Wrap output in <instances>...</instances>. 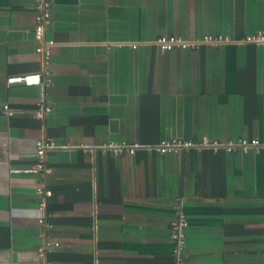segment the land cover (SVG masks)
I'll list each match as a JSON object with an SVG mask.
<instances>
[{"label": "crops", "instance_id": "0c3cea01", "mask_svg": "<svg viewBox=\"0 0 264 264\" xmlns=\"http://www.w3.org/2000/svg\"><path fill=\"white\" fill-rule=\"evenodd\" d=\"M51 1L47 66L36 1L0 0V108L17 110L0 111V264H40L48 241L59 246L46 264H173L180 212L186 264H264V152L151 148L175 137L264 141V47L153 43L264 33V0ZM28 74L42 84H8ZM45 138L49 172L13 174L35 164ZM110 143L146 147L117 155L101 149ZM39 187L53 192L47 212Z\"/></svg>", "mask_w": 264, "mask_h": 264}, {"label": "built area", "instance_id": "2783aa9c", "mask_svg": "<svg viewBox=\"0 0 264 264\" xmlns=\"http://www.w3.org/2000/svg\"><path fill=\"white\" fill-rule=\"evenodd\" d=\"M36 1V17H35V39L38 41L37 52L42 54L47 66L50 64L52 58V48L55 45L53 40L46 39V30L52 23L53 19V3L51 0H35ZM160 51L172 52L175 50H200L204 47L208 48H220L228 44H256L264 47V33H257L246 36L241 40H234L225 35H212L206 34L202 38L198 39H185L181 36L166 35L160 36L153 42ZM134 48H137L136 46ZM8 84H24L26 86H39L42 84V77L40 74H28L23 76H15L8 79ZM41 106V105H40ZM0 111L4 112L8 117H14L17 110L12 108L9 104H4ZM50 112V108H44L41 106L37 113L39 118H43L45 114ZM144 145H125L110 143L103 145L101 149L112 150L117 155L130 154L133 155L138 149L145 148ZM55 148V143L49 139H41L36 143V162L33 166L28 168H13L11 172L13 174L34 175L44 172H49L47 168V156L48 152ZM158 153L162 155H179L185 151H202L209 150L213 153L225 152L229 154H243L261 153L264 152V141L258 138H241L239 140L221 141L219 139H212L204 137L200 141L188 140L180 137L163 139L155 146H151ZM91 152H93L91 150ZM38 194L42 197L40 202V208L42 211L48 209V199L53 196V192L39 187L37 189ZM40 223L47 227H52L48 224L45 218L40 219ZM188 218L180 212L172 223L171 226V239L174 244V262L173 264H186L185 250L187 246V232ZM58 247L59 243L47 242L44 246L38 248V256L40 258V264H46V255L49 250L54 247Z\"/></svg>", "mask_w": 264, "mask_h": 264}]
</instances>
